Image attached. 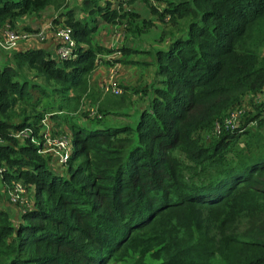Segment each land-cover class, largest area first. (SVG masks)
<instances>
[{
	"label": "trees",
	"instance_id": "1",
	"mask_svg": "<svg viewBox=\"0 0 264 264\" xmlns=\"http://www.w3.org/2000/svg\"><path fill=\"white\" fill-rule=\"evenodd\" d=\"M131 1L0 0V37L51 7L76 46L59 58L41 44L0 45V175L33 198L18 216L0 204V264H264V140L227 154L248 122H263L264 0H143L147 17ZM100 21L125 43L98 41ZM152 24L151 79L119 85L146 102L97 90L93 70L120 59L102 54L140 51L130 41ZM86 99L89 123L76 118ZM241 105L244 128H225L223 116ZM44 123L69 146L62 172L43 149Z\"/></svg>",
	"mask_w": 264,
	"mask_h": 264
},
{
	"label": "rangeland",
	"instance_id": "2",
	"mask_svg": "<svg viewBox=\"0 0 264 264\" xmlns=\"http://www.w3.org/2000/svg\"><path fill=\"white\" fill-rule=\"evenodd\" d=\"M138 1V0H137ZM138 12L140 13V15L142 16H150V10L148 5L143 1V0H139V8H138ZM44 14H46L48 17H52V13L53 11H50L49 8L44 9L43 11ZM81 14V12L79 13V15ZM36 16V15H35ZM23 20H20L18 22V25L12 26L13 28H16L19 32H28V35H25L24 37H22L17 44L20 43V41H27V42H40L43 41L44 39H46V35L43 38L39 39V35L38 33L40 32V30L42 29L41 26L36 25L34 22H30L28 21V19L31 17V14H25L22 15ZM33 17V16H32ZM37 17V16H36ZM106 22H102L100 21L98 26L99 29L98 31L95 32V37L96 39H98V41H100L101 39H105L108 41V36H105L106 33L109 32V30L106 29L107 24H105ZM161 24V23H160ZM159 25H150L148 26L149 29L145 31H142L140 33L139 36L132 38L130 41V45H132V47H136L137 49H140V51H131V52H122V51H118V52H111V53H105L102 54V58H106V57H111V58H120L118 59L116 62H106V61H100V63L98 64L99 66L93 70L92 72V83H94V85H96L97 90H99L100 92L102 91L103 93L105 92L103 90V87L106 86V84L108 83V81L110 80H115V82L118 85H121V83H125V84H129V85H134V86H138L141 87V85H143V82H149V80L151 79L152 75H153V71L155 68V64H154V60H153V55H152V50L158 46L159 44L155 41V37L158 35L159 32ZM23 25H29V27H31V29H27L24 28ZM151 27V28H150ZM48 30V29H47ZM56 30V29H55ZM46 33V29H44L43 33ZM115 36L118 37L117 42H114L113 44L110 45H115V46H120V44L125 43V38L122 37V33L117 30L116 28L113 30L112 32ZM144 48V49H143ZM148 49H150L151 51H147ZM264 49V47H263ZM2 50V51H1ZM4 50H8V49H4ZM3 49H0L1 52L4 53ZM1 55V54H0ZM127 58V61H124L122 59ZM133 59V61H137V62H130ZM142 60L147 61L148 63H143ZM95 72V75H94ZM113 72V77L109 78V74ZM33 71L30 70L29 71V75H31L32 78H37V80H39V77H33ZM121 87V86H120ZM124 92V97H125V102L124 104L127 105L128 104L131 107H141L142 104H144L146 102V98H140L138 97L137 94H133L131 96H128L129 89H124L122 88ZM132 89V87L130 88ZM107 91V90H106ZM135 91H137V89H133L132 93H134ZM120 92V94L122 93ZM109 93V92H108ZM119 94V93H117ZM119 94V95H120ZM119 95H108L111 98H119ZM92 101L91 100H84L83 103L81 104V107L79 108V110L76 113V118L78 120H85V123H89V121L92 120V114L93 112L91 111V109H93L92 107ZM125 105L122 106V108H125ZM245 109H248L247 106L242 105ZM138 117V113L133 114L131 116H129V119L127 118L128 122L134 123V121L137 120ZM112 118L110 115H107L106 117H104L102 119L101 122H99V124H104L107 123L108 121H110L109 119ZM121 119H125V117L120 116V117H115L114 121H112L111 123H122L124 121L121 122ZM65 126V123L63 122L62 124H60V126ZM251 124H247L248 127H250V130L248 131V133H244L242 136L238 137L237 142L236 143H230V147L227 150V154L230 156H235L237 154H239L241 152L242 146L249 141H253L254 143H256L255 139H257L258 141L264 140V119L263 122L261 123V126L259 125L258 127H253L250 126ZM45 127V131L48 133H52L54 135H58L61 136V130H51L52 126H48V124L46 125V123H44L43 125ZM66 129V128H64ZM51 134V135H52ZM64 134V133H63ZM45 147L47 149H45V151H47L48 154V161L50 166L56 168L59 171H63V169L65 168V166H62L61 163L59 162V154H62L63 149H65V144H63L62 146H59L53 142H48L45 141ZM253 151V150H252ZM57 155V156H56ZM4 178L0 175V204H2V206L4 205H11V207H13V209H11V212H13L14 216H18L20 214V212L22 211V209L24 207H27V205L32 203V195L29 193L30 192V188L26 187L24 183H22L21 181L18 180V182H20L22 184V187H24V193L21 196V198L18 201H11L9 196H8V188H9V183H5ZM7 182V181H6ZM243 226V225H240ZM218 227V226H215ZM131 260L130 258H126L123 261H117V260H110L108 262V264H127L126 261ZM146 260L148 262V264H154L155 260L151 259L150 257H146ZM224 264V263H223Z\"/></svg>",
	"mask_w": 264,
	"mask_h": 264
},
{
	"label": "built area",
	"instance_id": "3",
	"mask_svg": "<svg viewBox=\"0 0 264 264\" xmlns=\"http://www.w3.org/2000/svg\"><path fill=\"white\" fill-rule=\"evenodd\" d=\"M122 3H125L127 0H121ZM3 36L0 37V45L3 48H10L13 47L17 44V42L24 37L25 35H28V32H19L16 28L10 27L9 25H5L3 27ZM42 29L38 33L39 39L43 38L46 33L44 31V27H41ZM55 31H54V37H55V53L59 58H66V57H72L75 55L74 49H75V39L71 34V30L68 26H65L64 24H60L58 26H55ZM113 77V72L109 74V78ZM105 90L113 92L115 94L120 93L122 88L115 82V80H110L104 87ZM258 101L263 103V106L261 107L259 117L264 119V85L262 86L259 96H258ZM246 108V107H245ZM242 105L233 107L227 111V113L223 116L222 122L225 126V128H236L238 127L239 130L243 129L244 126H242V121L241 118L244 115L245 109ZM221 128V123L216 125V130L219 131ZM27 130L23 128L22 130L18 131L16 135L20 136L23 133H26ZM47 133V132H45ZM45 141L48 142H53L59 146H62L65 144V140L61 136L53 135L51 136L49 133L47 134ZM43 149H47L45 147V142L43 145ZM68 148L69 146H66L65 149H63L62 154H59L60 159L63 160V158L67 155L68 153ZM1 170V168H0ZM8 196L11 201H18L21 196L24 193V187H22V184L18 181L13 182L11 185H9V188L7 190Z\"/></svg>",
	"mask_w": 264,
	"mask_h": 264
},
{
	"label": "crops",
	"instance_id": "4",
	"mask_svg": "<svg viewBox=\"0 0 264 264\" xmlns=\"http://www.w3.org/2000/svg\"><path fill=\"white\" fill-rule=\"evenodd\" d=\"M70 4H76L79 3V0H68ZM129 5L132 6L133 9L138 11L139 8V0H133L129 3ZM49 8L50 11H53L52 13V17H48L46 14L43 13L44 9L41 11V14L39 15V17H36L35 14H31V17L28 19V21L30 22H34L36 25L44 27L46 29V39H44L43 41L40 42H27V41H20V43L18 45H16V47H20L23 45H43L44 47H47L50 51L51 54H55V37H54V31H55V25L56 22H54L53 20L55 19L56 15L59 13L58 11L54 10L51 7H46ZM45 8V9H46ZM33 16V17H32ZM24 17L20 16V18L17 19L16 24L18 25V22L20 20H23ZM48 29V30H47ZM107 30H109L108 33H106L105 36H110L108 37V41L105 39H101L100 41H102L105 44H113L114 42H117L118 37L115 36L112 32L115 29L114 25L112 26H107L106 27ZM2 51V50H1ZM0 51V62L3 60L4 58V54L3 52ZM96 71V70H95ZM95 75V72H94ZM96 76V75H95ZM93 78V77H92ZM248 124H251L250 126L256 127L255 126V121H250L248 122ZM6 207H9V209H13V207H11V205H5Z\"/></svg>",
	"mask_w": 264,
	"mask_h": 264
}]
</instances>
